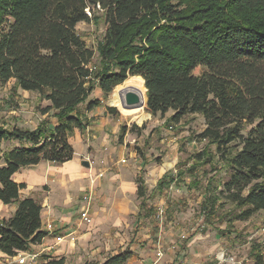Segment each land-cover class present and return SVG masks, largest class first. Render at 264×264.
<instances>
[{"label": "trees", "instance_id": "16d2710c", "mask_svg": "<svg viewBox=\"0 0 264 264\" xmlns=\"http://www.w3.org/2000/svg\"><path fill=\"white\" fill-rule=\"evenodd\" d=\"M100 18L106 30L97 66L76 27ZM129 78L145 84L153 116L172 112L168 121L179 123L199 115L205 125L196 136L204 148L188 166L179 162L177 173H166L148 198L173 183L201 189L205 220L227 219V228L264 211V0H0V84L14 79L40 93L50 102L43 112L54 110L58 119L35 129L0 125V142L14 143L2 153L0 202L16 206L0 222V252L13 257L49 236L42 203L22 194L27 185L15 173L72 161L70 137L88 127L80 106L95 87L107 100ZM100 104L92 100L87 110ZM106 110L119 114L114 106ZM221 170L225 178L217 177ZM137 192L144 206L142 179ZM131 255L104 264H126ZM253 256L264 264L261 252Z\"/></svg>", "mask_w": 264, "mask_h": 264}, {"label": "rangeland", "instance_id": "374dc122", "mask_svg": "<svg viewBox=\"0 0 264 264\" xmlns=\"http://www.w3.org/2000/svg\"><path fill=\"white\" fill-rule=\"evenodd\" d=\"M76 29L87 46L95 50L93 62L98 66V43L103 40L106 30L103 19L100 18L99 22H80ZM127 87L128 84L123 83L118 90ZM113 92L105 100L102 90L95 87L89 100L80 106L88 127L84 131L76 129L70 137L79 173L75 180L65 179L68 183L65 198L69 200L70 211L66 212V217L70 219L57 222L65 230L78 227L75 243L71 244L68 238L54 246L52 238H48L43 247L31 245L33 253H40L33 264H43L45 256H48V260L64 258V264H104L121 252L138 256L149 242L157 239L158 208L166 212V230L176 233L179 238L174 250L181 249L183 252H178V257H185V244L182 242L185 243L188 239L185 236L195 229L198 234L194 247L197 253H201L205 264H217L216 254L220 249H225L229 255H236L243 264H255V251L264 256V245H260L255 235L264 226V211L256 213L248 221H233L232 227L227 228V219L218 220L215 217L205 220L201 189L189 191L185 186L173 184L163 193L147 199L145 209L152 211L142 220L137 219L142 209V199L137 192L138 180H144L148 198L166 172L172 170L175 173L177 163L186 162L188 166L189 158L205 146L206 141L196 137L205 127L204 119L199 115H187L179 123H173L168 121L172 112L153 116L146 104L140 112L142 118L137 120L125 115L115 104ZM92 100H100L101 104L88 111L87 104ZM49 104L40 93L19 88L14 79L0 84V125L25 129H35L41 125L51 127L58 123V119L54 110L43 112ZM107 105L116 107L119 114H110L106 110ZM0 146L1 164L3 151L12 148L14 143L0 142ZM84 161L89 165H85ZM42 163L48 173L49 163ZM216 175L218 178L226 177L224 170ZM52 179L54 182L60 180L55 175ZM93 181L94 219L89 225L81 224L82 195ZM60 187L57 186L58 192ZM35 196L42 201L41 197ZM12 207L0 203V222L11 217L16 209V206ZM226 208H230V205Z\"/></svg>", "mask_w": 264, "mask_h": 264}, {"label": "crops", "instance_id": "0c3cea01", "mask_svg": "<svg viewBox=\"0 0 264 264\" xmlns=\"http://www.w3.org/2000/svg\"><path fill=\"white\" fill-rule=\"evenodd\" d=\"M53 125H57V123H54ZM74 161L75 160L73 159L70 162L60 164V165L55 164V163H51V162H46V163H49V168H50L48 173L46 171V166L44 165V163H40L34 167H27V168L21 169L19 172L15 173V175L13 176L15 181H17L19 183H25L27 185L26 189H24L22 191V194L24 196H32V197L37 198L35 196V195H37L38 197L42 198L41 203L43 206L42 218H43V229L44 230H46V224L47 223L53 222L54 224H56L59 227V225H62V224H58L57 220H60L62 222L63 221L67 222L70 219V218L66 217V212H70V211L68 208L69 207L68 206L69 200H66V198H65V196L67 194V184H68L65 179H71V180L77 179L78 173H79L78 162L76 163ZM75 164H76V166L74 168L73 166ZM177 164H176V171L173 170V171H175V173L178 172ZM168 172H172V170H170ZM168 172H166V173H168ZM55 173H57V175ZM54 175L56 177L60 178V180L58 182L57 181L54 182V180L52 179V176H54ZM68 175H70V178H68ZM173 184H175V183H173ZM58 185L61 186L59 188V192L57 191ZM94 185L95 184L93 182L91 184V186H89L84 191V193L82 195V204H83L82 209L85 207H89L91 215L93 212L92 201H93ZM180 186H183V185H180ZM49 189H51V190L49 191ZM62 193H63V195H62ZM88 193L91 194V202L90 203H88L86 200H84V196L87 195ZM147 199H149V198H145V200H144V202H145L144 206H142V202H143V199H142L141 204H140L142 206V209L139 211L137 219L139 218L140 220H142L144 217L150 215V213L148 212L150 210L145 209V207L148 205ZM0 203H2V202H0ZM5 206L10 207L8 205H5ZM81 210H80V212H81ZM161 210H163L162 214L160 213ZM92 217L94 219L93 215H92ZM156 218H157V227H158V232L156 235L157 239L155 241L151 240L152 242H149L148 246L139 252L140 255H138V256L131 255V257L129 258V260L127 261L126 264H150L154 261L155 256H156V252L160 248H162L164 250V256H163L162 260L160 261V264H205L204 258L200 257L201 253H197V251L195 250V247H194V244H195L194 241H195L196 236L198 234V233H195V229L193 232H191V233L187 234V236H185L188 238L186 240V242L185 243L182 242V244H185V247H184L185 257L181 258V257H178L177 255H178V252H183V251L181 249H178L177 251H175L171 247V246L177 244L176 241L179 238H178V236H176L177 235L176 233L166 230V228H167V215H166V212L163 208H158L156 210ZM63 225L67 226V224H63ZM77 229H78V227H75V228L70 227V228L66 229V230L74 232V235L72 237H69L71 240L70 241L71 244L75 243V240H76L75 234L78 233ZM173 229H175L174 226H173ZM182 236H184V235H182ZM48 238H52V237L47 236L43 240V242L41 244H38L37 246L43 247L44 241ZM52 240H53V238H52ZM63 242H65V240ZM52 245H54V244H52ZM28 251L33 252L31 250V247L29 248ZM38 254H40V253H38ZM7 257H8L7 255L0 252V260H3Z\"/></svg>", "mask_w": 264, "mask_h": 264}, {"label": "built area", "instance_id": "2783aa9c", "mask_svg": "<svg viewBox=\"0 0 264 264\" xmlns=\"http://www.w3.org/2000/svg\"><path fill=\"white\" fill-rule=\"evenodd\" d=\"M102 176V174H101ZM100 176V177H101ZM94 182V181H93ZM84 200H86L88 203L91 202V194L88 193L84 196ZM160 213H163V210L160 211ZM80 222L81 224H91L93 221V217L90 213L89 207H85L80 212ZM46 231L48 232L49 236L53 238L54 245H60L64 240H66L69 237H72L74 235V232L65 230L62 225H59V227L54 224L53 222L46 224ZM258 236V240L260 245H264V226L261 227L256 234ZM184 237V236H183ZM173 249H175V245L171 246ZM49 248V247H48ZM47 249V248H46ZM45 249V250H46ZM40 254L33 253L29 251H22L19 252L16 256H8L7 258L0 260V264H33L39 257ZM164 256V250L160 248L156 252L155 259L150 264H160V261L162 260ZM216 262L217 264H243L242 261H239L236 255H229L225 249H220L216 254Z\"/></svg>", "mask_w": 264, "mask_h": 264}, {"label": "bare ground", "instance_id": "6f19581e", "mask_svg": "<svg viewBox=\"0 0 264 264\" xmlns=\"http://www.w3.org/2000/svg\"><path fill=\"white\" fill-rule=\"evenodd\" d=\"M124 83L128 84V86L134 87L136 88L137 93L139 94L141 100L143 101V103L146 105L147 103V96H146V92H145V86L144 83L141 80H138L136 78H129L128 80H126ZM121 85H118L116 88L117 90H115L113 92V101L115 102V104L117 106H119V108L122 110V112L125 115H131L133 116L135 119L140 120L142 118V115H140V112L142 111V108L140 109H135V110H125L121 107L120 105V97H119V90L118 88Z\"/></svg>", "mask_w": 264, "mask_h": 264}, {"label": "water", "instance_id": "95a60500", "mask_svg": "<svg viewBox=\"0 0 264 264\" xmlns=\"http://www.w3.org/2000/svg\"><path fill=\"white\" fill-rule=\"evenodd\" d=\"M119 97H120V105L125 110H135L145 106L139 94L137 93L136 88L134 87L129 86L119 91ZM84 163L85 165H89L87 161H84Z\"/></svg>", "mask_w": 264, "mask_h": 264}]
</instances>
